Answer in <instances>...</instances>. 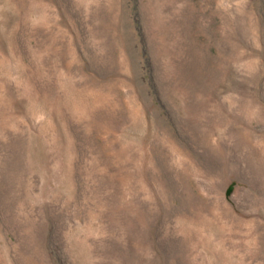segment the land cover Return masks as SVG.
Listing matches in <instances>:
<instances>
[{"label": "rangeland", "instance_id": "1", "mask_svg": "<svg viewBox=\"0 0 264 264\" xmlns=\"http://www.w3.org/2000/svg\"><path fill=\"white\" fill-rule=\"evenodd\" d=\"M0 264H264V0H0Z\"/></svg>", "mask_w": 264, "mask_h": 264}]
</instances>
